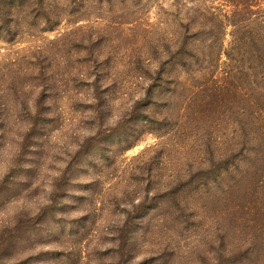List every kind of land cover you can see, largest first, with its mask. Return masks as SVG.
<instances>
[{"label":"rangeland","instance_id":"rangeland-1","mask_svg":"<svg viewBox=\"0 0 264 264\" xmlns=\"http://www.w3.org/2000/svg\"><path fill=\"white\" fill-rule=\"evenodd\" d=\"M0 264H264V0H0Z\"/></svg>","mask_w":264,"mask_h":264},{"label":"trees","instance_id":"trees-1","mask_svg":"<svg viewBox=\"0 0 264 264\" xmlns=\"http://www.w3.org/2000/svg\"><path fill=\"white\" fill-rule=\"evenodd\" d=\"M245 1H248V0H245ZM240 22H241V21H239V24H240ZM232 24L235 25V26H238V24H236V23H232Z\"/></svg>","mask_w":264,"mask_h":264}]
</instances>
